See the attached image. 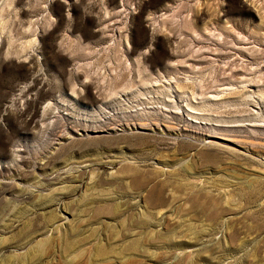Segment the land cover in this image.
<instances>
[{
	"label": "rangeland",
	"instance_id": "obj_1",
	"mask_svg": "<svg viewBox=\"0 0 264 264\" xmlns=\"http://www.w3.org/2000/svg\"><path fill=\"white\" fill-rule=\"evenodd\" d=\"M0 264H264V0H0Z\"/></svg>",
	"mask_w": 264,
	"mask_h": 264
}]
</instances>
